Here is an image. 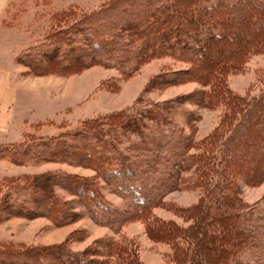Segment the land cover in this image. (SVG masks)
I'll list each match as a JSON object with an SVG mask.
<instances>
[{"label":"trees","instance_id":"1","mask_svg":"<svg viewBox=\"0 0 264 264\" xmlns=\"http://www.w3.org/2000/svg\"><path fill=\"white\" fill-rule=\"evenodd\" d=\"M50 23L54 28L43 42L17 57L34 76L101 66L126 78L151 58L170 57L188 70L165 77L164 84L190 80L202 88L161 105L140 101L49 138L34 132L9 148L0 145V159L19 166L55 163L94 173L86 179L63 173L3 179L0 223L12 217L71 222L75 215L58 188L83 199L96 224L114 228L143 219L150 240L168 246L169 264H264V226L247 220L249 205L240 191L241 184L264 179V92L239 96L226 81L251 56L264 54V0H110L92 12H56ZM183 100L223 108L204 140L194 138L192 114L188 135L173 119ZM96 181L125 200V208L104 202ZM188 184L202 195L179 212L183 225L151 214L167 194ZM133 247L122 237L110 239L90 262L64 246L0 241V264H141Z\"/></svg>","mask_w":264,"mask_h":264},{"label":"rangeland","instance_id":"2","mask_svg":"<svg viewBox=\"0 0 264 264\" xmlns=\"http://www.w3.org/2000/svg\"><path fill=\"white\" fill-rule=\"evenodd\" d=\"M109 1L8 0L0 16V72L6 77L10 91L9 112L1 123V147L9 148L10 143L22 142L26 134L36 132V135L49 138L61 131L77 128L83 121L131 110L138 107L140 101L151 106L161 105L187 97L202 88L190 80L164 84L168 81L165 77L176 79L178 73L188 70L187 64L170 57L151 58L126 78L101 66L76 69L62 75L34 76L19 63L17 57L20 54L37 42L41 44L43 34L53 30L50 21L56 12H92ZM245 62L242 70L228 75L227 85L239 96H258L264 92V54L253 55ZM182 104L172 115L186 135L190 134L187 127L190 114L193 115L197 141L204 140L216 130L223 108L204 109L186 100ZM47 173H63L80 179L94 176L84 167L41 162L19 166L9 159H0V181ZM95 183L104 202L118 211L125 208V200L109 191L103 183ZM240 191L243 201L249 205L247 220L264 226V179L256 185L241 184ZM55 193L75 215L71 222L57 226L44 217L8 218L0 223V241L32 248L64 246L91 262L99 258L98 251L106 241L122 237L126 242L132 241L141 264H169L168 246L150 240L143 219H133L114 228L105 227L92 221L83 199L58 188ZM201 195L197 188L192 189L188 184L167 194L162 203L150 212L161 221L183 225L179 212L197 205ZM93 264L96 263L93 261Z\"/></svg>","mask_w":264,"mask_h":264},{"label":"crops","instance_id":"3","mask_svg":"<svg viewBox=\"0 0 264 264\" xmlns=\"http://www.w3.org/2000/svg\"><path fill=\"white\" fill-rule=\"evenodd\" d=\"M7 2L8 0H0V16L5 10ZM6 82V77L0 72V130H3V126L1 125L2 119L9 112L10 105V91Z\"/></svg>","mask_w":264,"mask_h":264}]
</instances>
